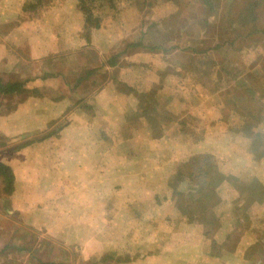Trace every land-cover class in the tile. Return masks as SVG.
Wrapping results in <instances>:
<instances>
[{
  "label": "rangeland",
  "instance_id": "1",
  "mask_svg": "<svg viewBox=\"0 0 264 264\" xmlns=\"http://www.w3.org/2000/svg\"><path fill=\"white\" fill-rule=\"evenodd\" d=\"M253 1L118 0L88 30L77 0H0V80L25 89L0 98V264H264V155L238 116L264 112ZM233 37L225 72L186 76L188 48ZM259 118L244 121L264 138ZM210 187V223L189 222Z\"/></svg>",
  "mask_w": 264,
  "mask_h": 264
},
{
  "label": "trees",
  "instance_id": "2",
  "mask_svg": "<svg viewBox=\"0 0 264 264\" xmlns=\"http://www.w3.org/2000/svg\"><path fill=\"white\" fill-rule=\"evenodd\" d=\"M29 1L34 2L35 5H37L39 2H44V3L49 2V0H29ZM77 1H78L77 10H78V12L81 13V15L84 19V28L88 29L89 25H91L92 27L97 29V28H99V25H100V17L95 14L97 12L95 10L103 8V7L112 8V7H114V3L118 0H77ZM126 1H133V0H126ZM212 1H214V0H202V2L208 6L207 9H209V10H211L213 8L210 5V3H212ZM259 1L260 0L253 1L252 6L255 7L254 5H257ZM249 5H250V3L246 4L245 5L246 7L244 6L241 9V11L238 12V14L236 16L238 23H240V25L246 24L247 20H250V21L254 20V15L252 16L253 11H251V9L249 8ZM30 7H32V4H30ZM33 8H34V6H33ZM253 33L254 32H250V33L245 34V35L238 33V35L240 38L241 37H248V36L251 37ZM233 39H234L233 42L232 41H230V42L229 41L228 42L222 41L223 44L217 42L215 44L212 43L209 45H207L206 43H203L202 45L196 44L192 48H188L187 61H189L188 65L190 63L192 64V66L190 67L191 68L190 70H192L193 72L188 73V71H187L188 74H186V76L189 75L188 76L189 78L196 79V77H192L191 75L193 73L197 72V70H200V69L202 70L203 68H205L206 66H209L211 64H213V66H215L214 69H217L219 67L218 71L225 72L224 70H226V68H224L220 65H222L224 62H226L228 60V58L221 55V53H222L221 50L222 49L224 50L227 47H229V46L231 47V45H234L236 43V37H233ZM237 39L239 40L238 37H237ZM227 43H228V45H226ZM134 46H138V45H134ZM234 47H236V46H234ZM149 50L158 51V50H161V46L154 45V46L150 47ZM214 52L220 56V58H217V60H215ZM121 55H122L121 52H118L117 54H113V56L108 58V60L106 61V65H108L109 67L117 66V61H119V58ZM216 62H218V64H215ZM206 70H207V72H209L210 69L206 68L204 70V74H205ZM261 71L262 70L260 69V72ZM86 75H91V72L86 73ZM254 76H256V75L253 74L252 71H249L246 75H244L245 78L246 77L252 78ZM206 77H207V74H206ZM261 77L264 80V71H262ZM232 79H234V78H232ZM24 91H25L24 84L21 81H8V82L4 83L2 80H0V98H2V99H4L3 97L20 95V94L24 93ZM236 101H237V98H236ZM238 110H239L238 116L242 114L241 115V121L239 122L240 127H241L240 133H242L246 138L250 139V146H249L250 153L252 154V152H253V154H254V152L257 151L259 156H263L264 155V145H263L264 138L262 137L261 133L259 131H257L256 129H255V132L252 131L253 127L251 128L250 125L246 124L244 119L245 120L255 119V121H258V120L261 121L259 116H262L264 112L263 113L261 111L258 112V110H257L254 113H252V111H250L248 108L242 107V106H238ZM262 111H264V109ZM181 125H182L181 120H179V122H176V124H175V126L178 128ZM182 126H184V125H182ZM193 158H195V157H192L191 159H193ZM257 158L259 159L260 157L257 156ZM253 160H254V158H253ZM192 166L194 167V169H197L198 171L202 172V174H205V172L210 170L211 167L213 168V166L210 165L211 167H209V168L205 167V169H201V165L196 166L193 164H189V161H188V162L184 163L183 169L186 167L192 168ZM0 169H2L1 172L7 174L8 176L12 175L10 172V169H8L7 167L0 165ZM176 175L177 176H176L175 180L180 179L181 176L183 177L184 173L181 171V172H177ZM8 180L10 182V178H8ZM205 180L206 179H204V181ZM234 180L237 182L238 179H234ZM186 181L187 180H185V182ZM251 186L253 188H257V187L260 188L261 187L260 184L254 183V182L251 184ZM261 190L264 193V187L263 186L261 187ZM183 194H184V190H181L176 195L181 197ZM213 197H214V195L211 193V187L205 193H203V194L200 193V199H199V202L197 204L198 208L196 207V208H194V210L191 209V210H188L187 212H185L187 220L189 222H191L192 218L196 217L200 224H204V222H207V221H209V223H210L212 214L210 213V211L203 209V201L201 199H208L209 201H211V200H213ZM258 199L259 198L256 199V198L251 197V201L255 200V202H257ZM201 230L203 233L202 235L206 236L208 233L207 232L208 229H206V227L205 228L203 227ZM250 249L251 248L246 250L247 254L251 253Z\"/></svg>",
  "mask_w": 264,
  "mask_h": 264
}]
</instances>
